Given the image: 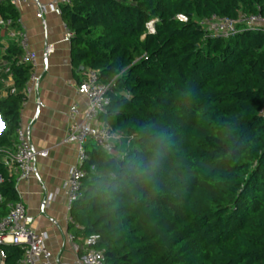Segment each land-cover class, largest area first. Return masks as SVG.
<instances>
[{
  "label": "trees",
  "instance_id": "16d2710c",
  "mask_svg": "<svg viewBox=\"0 0 264 264\" xmlns=\"http://www.w3.org/2000/svg\"><path fill=\"white\" fill-rule=\"evenodd\" d=\"M255 12L264 15V0L61 5L73 74L94 70L108 87L98 121L119 136L110 154L86 145L81 194L69 209L73 240L98 235L106 264H264V28L216 38L200 25ZM0 17L19 27L6 1ZM0 58L12 86L0 96V147L8 148L32 66L4 28ZM0 172L4 213L18 195L1 163ZM2 249V264H19L20 245Z\"/></svg>",
  "mask_w": 264,
  "mask_h": 264
},
{
  "label": "crops",
  "instance_id": "0c3cea01",
  "mask_svg": "<svg viewBox=\"0 0 264 264\" xmlns=\"http://www.w3.org/2000/svg\"><path fill=\"white\" fill-rule=\"evenodd\" d=\"M48 1L29 0L17 9L19 25L27 35V49L33 57L34 71L39 77L36 87L25 93L19 124L30 145L34 149L45 150L47 155L35 159V172L28 179L15 182V171L9 174L14 176L18 198L33 218L32 228L46 233L45 245L52 259L57 264H71L76 253L68 239L69 210L62 185L76 161L77 148L76 145L65 143L64 138L70 122V106L76 104L80 110L85 107V99L76 92L84 70L79 71L78 75L73 74L70 43L64 40L61 16L45 13L41 18L36 17L38 5ZM1 42L5 44L6 38ZM48 45L53 46V51L46 54ZM4 74L0 58V80L3 82L1 97L12 90L10 81L2 80ZM4 126L3 122L0 131ZM14 143L15 138L12 146L0 147V163L6 153L12 150ZM2 262L0 260V264Z\"/></svg>",
  "mask_w": 264,
  "mask_h": 264
},
{
  "label": "built area",
  "instance_id": "2783aa9c",
  "mask_svg": "<svg viewBox=\"0 0 264 264\" xmlns=\"http://www.w3.org/2000/svg\"><path fill=\"white\" fill-rule=\"evenodd\" d=\"M8 2L15 9L27 4L29 0H0ZM72 0H49L38 5L36 17L41 18L45 13H54L61 16V5L70 4ZM179 19L185 20L184 16ZM205 33L216 38H227L243 29L264 28V15L255 12L251 14L240 13L236 18L222 17L215 14L200 21ZM63 37L65 41H70L72 32L63 22ZM0 28L7 31L9 38L14 40L22 50V61L32 66L29 78L25 84L24 93L36 87L39 77L34 71V61L29 53L28 39L25 31L20 27H11L10 20L0 17ZM149 33L154 32V20L146 24ZM53 51V46L48 45L45 49L46 54ZM5 72L7 69L4 70ZM107 86L98 79L96 72L91 69L83 71V79L78 83L76 92L85 99V107L78 109L76 104L69 108L70 122L68 124L64 142L76 145L77 157L75 163L70 167L68 177L64 181L62 188L66 199L68 210L80 196V187L84 171L80 168L86 159L85 147L88 143L100 148L110 154L113 152L114 139L119 136L112 133L107 127L98 121L100 113L104 112L108 103L106 96ZM262 113H264L262 111ZM15 143L11 151H8L1 161V165L8 173L15 171L16 181L28 179L34 170V161L37 157H46L45 150L34 149L19 124L15 131ZM4 175L0 172V185L4 182ZM3 197L0 193V260L3 261L5 255L2 249L3 244H17L23 249V254L19 264H57L52 259V254L45 245L47 235L45 232H38L32 228L33 218L28 213L23 202L18 198L16 201H9L5 205V212L2 213ZM67 223L78 225L68 214ZM69 241L76 256L71 264H106L103 251L95 249L94 245L99 239L98 235H91L75 242L73 236L69 234Z\"/></svg>",
  "mask_w": 264,
  "mask_h": 264
},
{
  "label": "water",
  "instance_id": "95a60500",
  "mask_svg": "<svg viewBox=\"0 0 264 264\" xmlns=\"http://www.w3.org/2000/svg\"><path fill=\"white\" fill-rule=\"evenodd\" d=\"M82 70H83V67H81V68L79 69V71H82ZM103 126H104V127H107V124L104 123Z\"/></svg>",
  "mask_w": 264,
  "mask_h": 264
},
{
  "label": "snow or ice",
  "instance_id": "6c2138e0",
  "mask_svg": "<svg viewBox=\"0 0 264 264\" xmlns=\"http://www.w3.org/2000/svg\"><path fill=\"white\" fill-rule=\"evenodd\" d=\"M2 128H3V122L0 121V129H2Z\"/></svg>",
  "mask_w": 264,
  "mask_h": 264
}]
</instances>
